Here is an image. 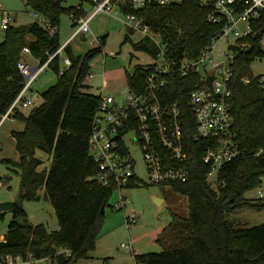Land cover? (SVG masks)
I'll use <instances>...</instances> for the list:
<instances>
[{
  "label": "trees",
  "instance_id": "16d2710c",
  "mask_svg": "<svg viewBox=\"0 0 264 264\" xmlns=\"http://www.w3.org/2000/svg\"><path fill=\"white\" fill-rule=\"evenodd\" d=\"M26 6L43 16L50 26L56 28L49 34L36 21L24 26L10 25L4 30L0 42V115L4 114L20 92L24 78L17 69L22 50L27 47L29 56L40 64L45 63L62 44L59 42L58 26L62 13L74 20L84 16L81 5L64 8L62 0H24ZM87 1L95 6L96 1ZM125 12L144 17L152 32L159 39L157 47L149 38H141L132 44L133 49L145 52L153 58L163 50L168 59H193L216 37L221 24L210 23V9L200 0H184L180 4L147 6L141 10L131 7ZM254 36L250 42L252 53H237L231 77V109L238 127L240 156L225 164L219 171L217 186L206 178L209 167L202 157L206 143L195 139L196 126L189 106V93L197 76L180 77L173 73L167 77L163 98L176 103L180 109L182 138L190 179L185 183L170 184L187 197L188 217H175L162 231L158 240L163 244L168 238L185 235V247H163L156 253L134 255L135 264H264V223L240 228L226 219V214L249 209L264 210V199H246L245 193L261 186L264 178V99L256 79L249 70L256 57H264L258 48L256 33L264 29V15L253 25ZM130 41L128 35L124 42ZM104 36L99 44L83 54H74L69 44L64 54L70 67L59 74L60 57L48 63L57 80L40 94L41 103L27 114L17 108L12 117L23 124L20 132H11L18 153L16 161L5 160L20 174L22 200L38 199V191L50 202L58 223V229L48 231L43 224L19 223L26 212L13 203L12 216L5 241L0 242V256L11 254L50 257L51 264H74L87 259L96 246L103 219L102 208L115 191L113 186H102L93 179L98 173L97 164L89 155L88 140L92 121L100 105V96L87 92L86 78L90 76V61L102 52ZM148 65L135 66L126 73V85L140 93ZM250 78L245 84L243 78ZM29 108V107H28ZM42 151L51 157L48 169L39 170L43 161L35 156ZM140 180L135 177L128 188ZM2 217V214L0 215ZM70 251V258L56 254L58 249Z\"/></svg>",
  "mask_w": 264,
  "mask_h": 264
},
{
  "label": "built area",
  "instance_id": "2783aa9c",
  "mask_svg": "<svg viewBox=\"0 0 264 264\" xmlns=\"http://www.w3.org/2000/svg\"><path fill=\"white\" fill-rule=\"evenodd\" d=\"M96 1L92 12L74 20L75 31L69 40L51 55L48 60L32 65L24 59L17 63V69L24 78L22 88L9 109L0 115V127L7 120L13 119L14 111L27 109L31 100L27 93L32 84L48 68V63L56 55L61 56L64 48L75 37L89 31L90 20L99 13L111 14L114 10L123 18V22L142 38H149L159 47V39L145 24L144 17L127 13L131 7L141 10L147 6H166L180 4L184 0H93ZM201 4L210 9L207 20L210 23L221 24V29L212 42L193 59L173 60L165 57L160 50L154 57L157 61L148 65L149 74L146 76L140 93L127 87V94L116 99L113 96L100 94V105L92 121V131L88 140V151L97 164L98 173L93 177L102 186H113L118 192V201L114 208L122 210L126 206V197L121 190L128 188L131 180L136 177L133 172L135 162L131 156V147H136L142 153L149 181L152 184L185 183L190 179V171L185 167L187 154L182 138L180 109L176 103H169L163 98L167 86V77L173 73L180 77L197 76V81L189 93V106L193 115L196 133L195 139L206 143L202 161L209 167L207 180L217 186L220 169L227 163L240 156L238 127L231 109V77L238 52L246 51L254 36L253 25L264 15V0H200ZM0 27L6 30L12 21L9 12L0 9ZM32 17L49 34H54L56 28L49 25L41 15L33 12ZM240 24L243 25L240 27ZM258 48L264 50V29L256 33ZM233 36L234 42L229 38ZM224 38L226 49L224 60L218 62L213 57L216 42ZM254 49V46H253ZM252 49V51H253ZM252 53V52H251ZM22 54L29 55L27 47ZM65 55V54H64ZM63 74L70 65V59H62ZM147 66V65H146ZM264 99V75L257 77ZM249 83L250 78L242 80ZM256 155H264L259 150ZM1 186V183H0ZM128 224H135V216H126ZM4 236L0 242H4ZM127 247V245L123 244ZM56 254L70 258L71 253L65 248L58 249ZM50 257H36L32 254L25 256L6 254L0 256V264H51Z\"/></svg>",
  "mask_w": 264,
  "mask_h": 264
},
{
  "label": "rangeland",
  "instance_id": "374dc122",
  "mask_svg": "<svg viewBox=\"0 0 264 264\" xmlns=\"http://www.w3.org/2000/svg\"><path fill=\"white\" fill-rule=\"evenodd\" d=\"M1 8L13 16L12 26H24L34 22L32 9L26 6L24 0H0ZM64 8L78 7L84 14L89 15L94 6L89 2L80 0H62ZM115 10V9H114ZM112 11L111 14L99 13L90 20L89 31L78 36L70 42V48L74 54H83L87 50L96 47L100 38L104 36L105 43L102 52L90 61V76L85 84L87 92L103 96H113L116 99L127 94L126 73H131L135 66H145L155 63L157 60L149 54L133 49L132 44L139 41L141 35L130 29L123 22L119 13ZM39 15V14H38ZM243 25L240 24V27ZM75 27L68 13H62L58 26L60 44L68 41ZM128 35L130 41L124 42ZM4 38V30L0 27V42ZM229 42L233 43L231 36ZM227 41L220 38L215 45L213 57L218 62L224 60L225 52L231 56V51L226 49ZM22 59L27 55L22 54ZM60 56V69L63 68ZM32 65L36 62L30 60ZM251 75L254 77L264 75V57H256L249 65ZM57 76L55 72L47 68L32 84L27 98L31 100L32 107L41 103L40 94L48 87L55 84ZM32 107L23 109L27 114ZM23 124L15 119L7 120L0 127V203L12 202L19 205L26 212V218L17 220L19 223L27 222L31 225L43 224L48 231L58 229L57 219L50 202L44 197V190L38 191V199L22 200L20 192V174L4 161H16L18 153L11 136V131H19ZM35 156L43 161L39 170L48 169L51 157L36 151ZM131 156L135 162L133 172L140 180L135 186L124 188L121 193L126 197V206L122 210L114 208L118 201V192L114 191L108 199L99 228V236L96 246L88 253L87 259H80L74 264H135L134 255L156 253L163 247H185L188 245L185 235H176L168 238L163 244L158 240L159 235L173 221L175 217H188L187 197L174 190L170 184H152L145 168L142 153L136 147H131ZM246 199H264V178L261 186L245 193ZM0 237L4 236L8 225L13 220L12 211H0ZM133 215L137 219L135 224H128L126 216ZM226 219L234 226L248 228L264 223V210L253 211L242 209L226 214ZM127 245V247L123 246Z\"/></svg>",
  "mask_w": 264,
  "mask_h": 264
},
{
  "label": "water",
  "instance_id": "95a60500",
  "mask_svg": "<svg viewBox=\"0 0 264 264\" xmlns=\"http://www.w3.org/2000/svg\"><path fill=\"white\" fill-rule=\"evenodd\" d=\"M253 45H251L246 51L245 54H250L252 52ZM13 208L12 202H2L0 203V211L11 210ZM101 213H104V208H102Z\"/></svg>",
  "mask_w": 264,
  "mask_h": 264
},
{
  "label": "crops",
  "instance_id": "0c3cea01",
  "mask_svg": "<svg viewBox=\"0 0 264 264\" xmlns=\"http://www.w3.org/2000/svg\"><path fill=\"white\" fill-rule=\"evenodd\" d=\"M1 7H2V6L0 5V9L3 10ZM10 15H11V14H10ZM11 18H12V21H11V24H12V22H13V20H14L12 15H11ZM0 20H1V16H0ZM91 20H92V19H91ZM11 24H10V25H11ZM80 36H82V37H81L82 40L85 39V38L83 37L84 35H80ZM77 37H78V36H77ZM75 38H76V37H75ZM75 38H74V39H75ZM66 42H67V41H65L64 43H66ZM64 43H63V44H64ZM69 46H70V43H69ZM71 50H72V49H71ZM29 58H30V56L27 55V58L25 59V61L28 62V63H30V62H29ZM30 60H32V61H34V62L37 63V60H33L32 58H31ZM30 64H31V63H30ZM86 79H87V78H86ZM23 128H24V127L22 126L21 129H20L19 131H15V132H20V131L23 130ZM11 132H13V131H11ZM12 138H13V137H12ZM13 141H14V139H13ZM14 144H15V141H14Z\"/></svg>",
  "mask_w": 264,
  "mask_h": 264
}]
</instances>
